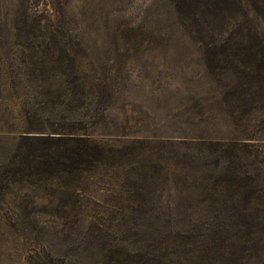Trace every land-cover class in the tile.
Wrapping results in <instances>:
<instances>
[{
    "label": "rangeland",
    "instance_id": "rangeland-1",
    "mask_svg": "<svg viewBox=\"0 0 264 264\" xmlns=\"http://www.w3.org/2000/svg\"><path fill=\"white\" fill-rule=\"evenodd\" d=\"M102 150L0 195V264H264V0H0V168L29 119Z\"/></svg>",
    "mask_w": 264,
    "mask_h": 264
},
{
    "label": "trees",
    "instance_id": "trees-1",
    "mask_svg": "<svg viewBox=\"0 0 264 264\" xmlns=\"http://www.w3.org/2000/svg\"><path fill=\"white\" fill-rule=\"evenodd\" d=\"M29 132L22 136L8 166L0 168V195L10 184L31 178L75 179L94 168L102 159L84 129L77 126L56 127L52 123L30 118ZM28 264H62L52 257H41Z\"/></svg>",
    "mask_w": 264,
    "mask_h": 264
}]
</instances>
